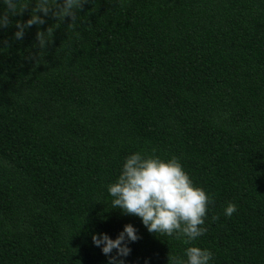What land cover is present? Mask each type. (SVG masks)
<instances>
[{
	"label": "trees",
	"instance_id": "obj_1",
	"mask_svg": "<svg viewBox=\"0 0 264 264\" xmlns=\"http://www.w3.org/2000/svg\"><path fill=\"white\" fill-rule=\"evenodd\" d=\"M32 6L0 30V264H108L92 235L128 223L125 264L183 257L111 208L135 152L176 156L212 197L192 242L210 264H264V0H89L45 50L52 16L14 36Z\"/></svg>",
	"mask_w": 264,
	"mask_h": 264
},
{
	"label": "clouds",
	"instance_id": "obj_2",
	"mask_svg": "<svg viewBox=\"0 0 264 264\" xmlns=\"http://www.w3.org/2000/svg\"><path fill=\"white\" fill-rule=\"evenodd\" d=\"M89 0H34L30 18L25 22L15 21L14 36L22 40L25 30L33 25L45 24V17L52 16L57 21L46 31L37 30L36 41L40 50H45L52 42L54 29L60 22L70 18L68 27H72ZM0 8V30L13 24L11 17L23 15L32 0H2ZM42 14V15H41ZM113 197L111 208H119L124 214L137 216L149 233L173 236L183 239L188 245L184 256L168 253V264H210L212 252L193 245V241L205 234L203 226L207 215V206L213 203L212 197L203 188L193 184L183 170L176 156L162 159L155 154L135 152L125 158L118 179L108 185ZM237 206L229 202L224 214L231 217ZM213 216V220H217ZM140 239L136 228L125 224L123 230L113 239L107 233L93 234L94 245L101 247L102 253L109 257L108 264H125L124 257L130 254L129 242ZM116 255H111L113 250ZM147 264V261L145 262Z\"/></svg>",
	"mask_w": 264,
	"mask_h": 264
}]
</instances>
